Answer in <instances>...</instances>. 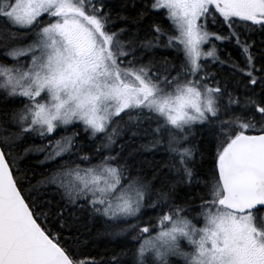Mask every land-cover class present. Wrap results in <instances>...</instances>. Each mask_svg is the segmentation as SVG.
Here are the masks:
<instances>
[{
  "label": "snow or ice",
  "instance_id": "6c2138e0",
  "mask_svg": "<svg viewBox=\"0 0 264 264\" xmlns=\"http://www.w3.org/2000/svg\"><path fill=\"white\" fill-rule=\"evenodd\" d=\"M128 8L0 0V264H264V0Z\"/></svg>",
  "mask_w": 264,
  "mask_h": 264
},
{
  "label": "trees",
  "instance_id": "16d2710c",
  "mask_svg": "<svg viewBox=\"0 0 264 264\" xmlns=\"http://www.w3.org/2000/svg\"><path fill=\"white\" fill-rule=\"evenodd\" d=\"M124 0H111V3L115 5L117 8L121 3H123ZM151 0H127V3L129 5V8L127 11L123 12V15H135L136 10L132 8V5L135 3L137 5H141L144 3H150ZM154 19H159V17L156 16H149L147 19L143 21V23L139 26L140 27V37L143 38L145 34L148 31L150 23ZM122 25H117V27H120ZM255 39H259V37H254ZM234 57L237 56L236 53L232 54ZM236 58V57H235ZM238 58V57H237ZM212 71H218V66H213ZM211 69H209L211 71ZM226 71H221V76L225 75ZM75 129L69 127L68 132L65 133L63 131H60L57 133V136L55 138H59L60 135L65 134H71L72 131ZM34 143H40L38 139L33 141ZM98 143V142H97ZM141 141L137 140L136 144L132 145L133 148H135L138 144H140ZM192 145L196 148V162H197V170L201 172L203 175L201 176V179L204 178V176H208L210 178L211 170L213 168V159L216 151V145L215 141L209 136L207 133H205L204 139H200L199 136H197L196 139L192 140ZM26 146V145H25ZM131 150V149H129ZM87 151V149H86ZM142 157H137V159H141ZM149 159H153L151 155L148 156ZM166 159L165 156L162 154H157L154 157L155 161L160 162L157 164V167H163V161ZM149 179H151V173H148ZM171 178L168 176V173L166 171H162L160 173V176L157 180V186L165 180H170ZM202 189H196V192H201ZM198 202V201H197ZM149 215H155V213H149ZM98 232H103V227L100 223H97L95 227L92 229V235L91 237H82V239H88L89 243L86 247L81 248V252L84 257H94L98 261H108L111 256L114 254V252H118L120 249V243L119 242H113L110 240V238L105 236H97Z\"/></svg>",
  "mask_w": 264,
  "mask_h": 264
},
{
  "label": "flooded vegetation",
  "instance_id": "af4514ba",
  "mask_svg": "<svg viewBox=\"0 0 264 264\" xmlns=\"http://www.w3.org/2000/svg\"><path fill=\"white\" fill-rule=\"evenodd\" d=\"M209 29L211 30V31H218L219 29H220V26H219V24H217L215 27H212L211 26V24L209 25ZM257 40H259V39H257ZM209 46H210V44H209ZM228 51H231L232 52V54L233 53H236V55L237 56H235L237 59H239V54H238V51L234 48V47H232L231 45L230 46H228ZM220 55H221V57L223 58V56L225 55V53L224 52H221V53H219ZM211 71H212V69H211Z\"/></svg>",
  "mask_w": 264,
  "mask_h": 264
},
{
  "label": "rangeland",
  "instance_id": "374dc122",
  "mask_svg": "<svg viewBox=\"0 0 264 264\" xmlns=\"http://www.w3.org/2000/svg\"><path fill=\"white\" fill-rule=\"evenodd\" d=\"M211 47V45L209 46V45H207V47L205 48V50H207V48H210Z\"/></svg>",
  "mask_w": 264,
  "mask_h": 264
}]
</instances>
